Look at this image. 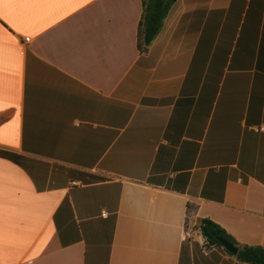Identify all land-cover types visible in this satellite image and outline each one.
Instances as JSON below:
<instances>
[{
    "label": "crops",
    "instance_id": "obj_1",
    "mask_svg": "<svg viewBox=\"0 0 264 264\" xmlns=\"http://www.w3.org/2000/svg\"><path fill=\"white\" fill-rule=\"evenodd\" d=\"M142 12L0 0V264H239L201 219L264 246V0H174L145 54Z\"/></svg>",
    "mask_w": 264,
    "mask_h": 264
},
{
    "label": "trees",
    "instance_id": "obj_2",
    "mask_svg": "<svg viewBox=\"0 0 264 264\" xmlns=\"http://www.w3.org/2000/svg\"><path fill=\"white\" fill-rule=\"evenodd\" d=\"M174 0H143V12L139 23L138 48L145 54L162 29L169 8ZM200 231L208 247L216 246L225 250L230 256H236L239 264H264V246H241L221 226L209 219H201ZM225 239L237 246V255L229 253L220 243Z\"/></svg>",
    "mask_w": 264,
    "mask_h": 264
},
{
    "label": "water",
    "instance_id": "obj_3",
    "mask_svg": "<svg viewBox=\"0 0 264 264\" xmlns=\"http://www.w3.org/2000/svg\"><path fill=\"white\" fill-rule=\"evenodd\" d=\"M220 243L223 245V247L231 254L237 255L239 252V248L231 243H229L225 239H220Z\"/></svg>",
    "mask_w": 264,
    "mask_h": 264
},
{
    "label": "built area",
    "instance_id": "obj_4",
    "mask_svg": "<svg viewBox=\"0 0 264 264\" xmlns=\"http://www.w3.org/2000/svg\"><path fill=\"white\" fill-rule=\"evenodd\" d=\"M25 42H26V43H29V42H30V38H26V39H25ZM257 131H258V130H257ZM78 184H79V183H77V182H74V183H73V185H78Z\"/></svg>",
    "mask_w": 264,
    "mask_h": 264
},
{
    "label": "rangeland",
    "instance_id": "obj_5",
    "mask_svg": "<svg viewBox=\"0 0 264 264\" xmlns=\"http://www.w3.org/2000/svg\"><path fill=\"white\" fill-rule=\"evenodd\" d=\"M194 230H195V229H194ZM194 230H192L191 233H190L192 238H195V234H196V233H195ZM204 246H207V245L205 244Z\"/></svg>",
    "mask_w": 264,
    "mask_h": 264
},
{
    "label": "snow or ice",
    "instance_id": "obj_6",
    "mask_svg": "<svg viewBox=\"0 0 264 264\" xmlns=\"http://www.w3.org/2000/svg\"><path fill=\"white\" fill-rule=\"evenodd\" d=\"M25 2H27V0H25Z\"/></svg>",
    "mask_w": 264,
    "mask_h": 264
}]
</instances>
